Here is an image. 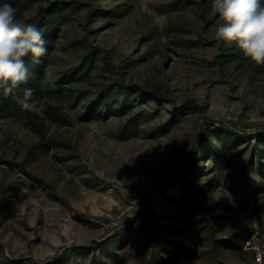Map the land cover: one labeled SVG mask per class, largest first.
<instances>
[{
    "label": "rangeland",
    "instance_id": "rangeland-1",
    "mask_svg": "<svg viewBox=\"0 0 264 264\" xmlns=\"http://www.w3.org/2000/svg\"><path fill=\"white\" fill-rule=\"evenodd\" d=\"M4 2L56 86L0 116V264H264V65L212 0Z\"/></svg>",
    "mask_w": 264,
    "mask_h": 264
},
{
    "label": "clouds",
    "instance_id": "clouds-1",
    "mask_svg": "<svg viewBox=\"0 0 264 264\" xmlns=\"http://www.w3.org/2000/svg\"><path fill=\"white\" fill-rule=\"evenodd\" d=\"M16 8L0 3V95L12 97L21 110L40 112L45 105L34 97V89L21 85L30 79L25 60L47 54L48 48L40 27L16 17ZM211 13L216 17L214 38L217 42L235 44L243 56L256 66L264 65V0H212ZM41 88H55L45 74Z\"/></svg>",
    "mask_w": 264,
    "mask_h": 264
},
{
    "label": "trees",
    "instance_id": "trees-1",
    "mask_svg": "<svg viewBox=\"0 0 264 264\" xmlns=\"http://www.w3.org/2000/svg\"><path fill=\"white\" fill-rule=\"evenodd\" d=\"M30 57L31 55H29L26 58L25 60L26 64L29 62ZM39 81H40L39 79H36L34 81L29 80L28 84L21 85L17 91V95H22L24 88L31 87L34 89V97L41 100L44 92L47 91V89L41 88ZM47 108L50 110V112L53 111V108L51 109L50 105H47ZM43 111L48 114V111H45V109ZM26 113H30V112L21 110L20 106L15 103V100L12 97H3L2 95H0V116L3 115V116H15V117L17 116L18 117ZM152 233L153 235L155 234L154 231Z\"/></svg>",
    "mask_w": 264,
    "mask_h": 264
},
{
    "label": "built area",
    "instance_id": "built-area-1",
    "mask_svg": "<svg viewBox=\"0 0 264 264\" xmlns=\"http://www.w3.org/2000/svg\"><path fill=\"white\" fill-rule=\"evenodd\" d=\"M263 262V253L257 249L255 252V264H262Z\"/></svg>",
    "mask_w": 264,
    "mask_h": 264
}]
</instances>
